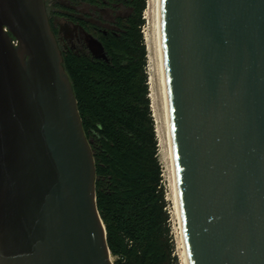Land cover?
Listing matches in <instances>:
<instances>
[{
  "label": "water",
  "instance_id": "water-1",
  "mask_svg": "<svg viewBox=\"0 0 264 264\" xmlns=\"http://www.w3.org/2000/svg\"><path fill=\"white\" fill-rule=\"evenodd\" d=\"M160 30L188 264H264V0H160ZM95 183L45 1L0 0V264H114Z\"/></svg>",
  "mask_w": 264,
  "mask_h": 264
},
{
  "label": "trees",
  "instance_id": "trees-1",
  "mask_svg": "<svg viewBox=\"0 0 264 264\" xmlns=\"http://www.w3.org/2000/svg\"><path fill=\"white\" fill-rule=\"evenodd\" d=\"M147 0H63L46 6L96 37L61 48L96 168V202L114 264H178L151 109L143 34Z\"/></svg>",
  "mask_w": 264,
  "mask_h": 264
},
{
  "label": "rangeland",
  "instance_id": "rangeland-1",
  "mask_svg": "<svg viewBox=\"0 0 264 264\" xmlns=\"http://www.w3.org/2000/svg\"><path fill=\"white\" fill-rule=\"evenodd\" d=\"M53 3H60L63 0H52ZM47 6V5H46ZM154 0H147V8L144 12L145 26L143 27V34L147 48V66L148 82L150 89V101L152 114L155 121V129L158 137L159 146V160L163 167V179L166 189V199L168 201V209L170 212L171 235L174 243V254L178 259V264H186L184 246L182 242L181 230L177 216V208L175 202V192L173 187V180L171 176L170 164L168 160V139L167 127L165 120V110L162 89L160 84L159 64L156 50V29H155V15H156ZM64 19H58L57 23L64 25ZM114 261V258H113Z\"/></svg>",
  "mask_w": 264,
  "mask_h": 264
},
{
  "label": "bare ground",
  "instance_id": "bare-ground-1",
  "mask_svg": "<svg viewBox=\"0 0 264 264\" xmlns=\"http://www.w3.org/2000/svg\"><path fill=\"white\" fill-rule=\"evenodd\" d=\"M156 15H155V29H156V50H157V57H158V64H159V73H160V84L162 89L163 95V102H164V110H165V120H166V127H167V139H168V160L170 164L171 176L173 180V187L175 192V202L177 208V216L179 220L182 242H183V234L181 229V215H180V208H179V201L177 195V187H176V175H175V166H174V159H173V148H172V140H171V129H170V121H169V108H168V100H167V90H166V83H165V71H164V62H163V55H162V47H161V30H160V0H154ZM184 246V242L182 243ZM185 261H187V255L185 252Z\"/></svg>",
  "mask_w": 264,
  "mask_h": 264
},
{
  "label": "flooded vegetation",
  "instance_id": "flooded-vegetation-1",
  "mask_svg": "<svg viewBox=\"0 0 264 264\" xmlns=\"http://www.w3.org/2000/svg\"><path fill=\"white\" fill-rule=\"evenodd\" d=\"M44 1L47 7L53 4L52 0H44ZM61 18L64 19L63 20L64 25L63 24L58 25L56 20L53 21V28L55 30L57 29L55 31V36L57 38L60 49L68 48V47L72 49H76L79 45H84L86 47L85 41L83 39L84 36L80 29L81 25L78 24V22L71 21L68 17H59L58 19Z\"/></svg>",
  "mask_w": 264,
  "mask_h": 264
}]
</instances>
